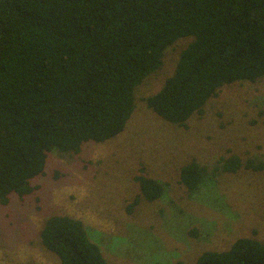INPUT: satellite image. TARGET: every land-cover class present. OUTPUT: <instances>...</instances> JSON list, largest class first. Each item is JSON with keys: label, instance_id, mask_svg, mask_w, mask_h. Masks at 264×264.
I'll return each mask as SVG.
<instances>
[{"label": "trees", "instance_id": "16d2710c", "mask_svg": "<svg viewBox=\"0 0 264 264\" xmlns=\"http://www.w3.org/2000/svg\"><path fill=\"white\" fill-rule=\"evenodd\" d=\"M184 37L192 41L146 103L188 127L225 85L264 78V0H0V204L36 189L50 152L79 153L120 134L137 88ZM242 168L263 170L264 161L230 154L210 171L194 158L180 182L192 197L219 172ZM135 179L129 212L167 194L168 184L144 171ZM89 233L81 219L54 214L40 238L61 264H110ZM195 264H264V241L240 236Z\"/></svg>", "mask_w": 264, "mask_h": 264}, {"label": "rangeland", "instance_id": "374dc122", "mask_svg": "<svg viewBox=\"0 0 264 264\" xmlns=\"http://www.w3.org/2000/svg\"><path fill=\"white\" fill-rule=\"evenodd\" d=\"M191 41L167 48L163 66L137 88L136 109L120 134L85 143L79 153L50 152L32 180L36 189L0 204V264H61L40 238L54 214L81 219L110 264H195L203 251L227 249L240 236L264 241V169L219 172L192 197L180 182L181 167L194 158L210 171L230 154L264 161V78L225 85L188 127L146 103ZM143 171L166 182L167 194L129 212Z\"/></svg>", "mask_w": 264, "mask_h": 264}]
</instances>
